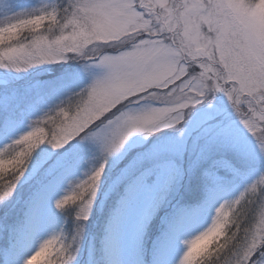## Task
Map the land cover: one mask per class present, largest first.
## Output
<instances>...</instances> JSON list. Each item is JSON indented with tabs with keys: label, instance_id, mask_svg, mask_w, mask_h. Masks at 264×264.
<instances>
[{
	"label": "snow or ice",
	"instance_id": "1",
	"mask_svg": "<svg viewBox=\"0 0 264 264\" xmlns=\"http://www.w3.org/2000/svg\"><path fill=\"white\" fill-rule=\"evenodd\" d=\"M12 8V0H0V68L25 72L78 60L103 74L85 86L69 74L38 92L0 98V245L11 252L8 264L40 257L72 264L76 250L63 233L38 238L50 207L75 208L77 241L109 158L132 133L176 126L192 112L258 175L234 200L217 206L213 196L207 208L176 221V232L187 234L177 264H264V0H59L31 12ZM35 95L67 99L24 130ZM84 152L94 166L56 198L87 162ZM219 166L237 171L227 161ZM23 185L31 191L21 201Z\"/></svg>",
	"mask_w": 264,
	"mask_h": 264
},
{
	"label": "rangeland",
	"instance_id": "2",
	"mask_svg": "<svg viewBox=\"0 0 264 264\" xmlns=\"http://www.w3.org/2000/svg\"><path fill=\"white\" fill-rule=\"evenodd\" d=\"M58 2L12 0L10 11L31 12L44 4ZM5 19V14L0 13V21ZM69 74L77 77L80 86H85L94 76L102 75L103 69L94 65L86 69L78 60L42 65L25 72L0 68V98L15 100ZM32 98L35 105L24 115V130L67 99V95ZM223 104L231 111L226 98ZM200 116L198 112L186 114L180 124L152 134L132 133L120 151L109 158L106 179L98 189L78 240L72 239L76 228L75 208L60 211L55 204L49 209L51 220L38 238L43 240L63 233L65 241L71 242L76 250L72 264H177L186 248L183 239L187 234L176 232V221L192 209L207 208L213 196L217 197V206L234 200L258 175L248 168L237 151L220 145L212 136L213 126ZM45 132L48 133L47 127ZM40 147H47L50 153L59 151L50 145ZM84 156L87 162L63 181L56 198L70 190L74 182L86 178L95 162L89 152H84ZM221 160L237 171L219 166ZM217 184L219 189L215 187ZM30 191L29 185L19 187L21 201ZM15 210L19 212L20 205ZM10 255V250L0 245V264H8ZM44 259L38 258L35 264H43Z\"/></svg>",
	"mask_w": 264,
	"mask_h": 264
}]
</instances>
